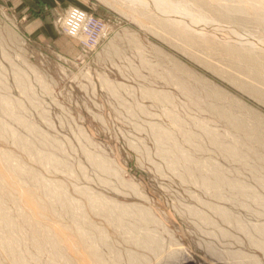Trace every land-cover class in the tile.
Returning a JSON list of instances; mask_svg holds the SVG:
<instances>
[{"label":"rangeland","instance_id":"374dc122","mask_svg":"<svg viewBox=\"0 0 264 264\" xmlns=\"http://www.w3.org/2000/svg\"><path fill=\"white\" fill-rule=\"evenodd\" d=\"M62 1L40 40L0 0V264H264V9Z\"/></svg>","mask_w":264,"mask_h":264},{"label":"crops","instance_id":"0c3cea01","mask_svg":"<svg viewBox=\"0 0 264 264\" xmlns=\"http://www.w3.org/2000/svg\"><path fill=\"white\" fill-rule=\"evenodd\" d=\"M19 15L27 14L22 22L24 32L40 40H54L58 33L54 25V12L66 8L62 0H11ZM39 12V13H38ZM111 49V45H109ZM113 51V50H109Z\"/></svg>","mask_w":264,"mask_h":264},{"label":"built area","instance_id":"2783aa9c","mask_svg":"<svg viewBox=\"0 0 264 264\" xmlns=\"http://www.w3.org/2000/svg\"><path fill=\"white\" fill-rule=\"evenodd\" d=\"M59 25L64 34L79 41L82 51L93 50L109 32L102 18L79 7H70Z\"/></svg>","mask_w":264,"mask_h":264},{"label":"bare ground","instance_id":"6f19581e","mask_svg":"<svg viewBox=\"0 0 264 264\" xmlns=\"http://www.w3.org/2000/svg\"><path fill=\"white\" fill-rule=\"evenodd\" d=\"M128 1V0H127ZM196 1V0H195ZM199 1V0H198ZM211 1H213L214 3H217V4H219L218 2L219 1H221V0H211ZM242 1V3L243 4H248V5H250L251 7H254V8H257V7H262L263 9H264V0H241ZM240 1V2H241ZM132 3V2H131ZM130 3V4H131ZM195 3V2H194ZM213 3V4H214ZM241 4V3H240ZM242 4V5H243ZM221 6H223V5H221ZM227 6V5H226ZM247 6V5H246ZM219 7H220V5H219ZM223 7H225V6H223ZM228 8L230 7H232L231 5H229V6H227ZM212 8V7H211ZM246 9H247V7H245ZM221 9H223V8H221ZM226 9V8H225ZM225 9H224V11H225ZM241 9V8H240ZM245 9V10H246ZM250 9V8H249ZM253 9V8H252ZM262 9V10H263ZM245 10H243V11H245ZM213 11V10H212ZM227 11V10H226ZM247 11V10H246ZM245 11V12H246ZM228 12V11H227ZM231 12V11H230ZM234 12V11H233ZM259 12V11H258ZM262 13L264 12V11H261ZM216 13V12H215ZM248 13V12H247ZM259 14V13H258ZM168 15V14H167ZM216 15V14H215ZM214 15V16H215ZM230 17V16H229ZM264 19V18H263ZM183 21V20H182ZM197 26V25H196ZM196 26H194L193 25V28H195ZM235 33V32H234ZM233 34V33H232ZM259 41V40H258ZM260 42V41H259ZM261 42H263L264 43V41H261ZM254 49V48H253ZM152 92V91H151ZM167 135V134H166ZM164 137V136H163ZM166 138V137H165ZM0 173H3L5 176H10V174L9 173H11V171L10 170H4L3 168H1L0 167ZM15 173V172H14ZM3 177V176H2ZM212 177V176H211ZM7 179V178H6ZM11 179H13V178H11ZM36 179V178H35ZM9 180V179H8ZM15 182V181H14ZM208 184V183H207ZM45 189H46V187H45ZM24 200V199H23ZM92 201V200H91ZM23 202V201H22ZM93 202V201H92ZM27 203V205L28 206H31V205H33V203L35 204V205H33L32 207H34V206H37V205H39V206H41V204H39V203H37L36 201H34V200H32L31 201V205L28 203V202H26ZM65 203V202H64ZM43 206V205H42ZM1 208V207H0ZM44 210H46V211H49V209L48 208H46V207H44ZM30 211V210H29ZM120 211V210H119ZM34 212V211H33ZM222 212V211H221ZM1 213V212H0ZM41 213H42V211H41ZM42 215V214H41ZM2 216H3V218H4V220L6 221V220H8L9 218H7L8 217V215L7 216H5L4 214H2ZM223 216H224V218L226 219V221H228V222H231L232 220L230 219V215L228 216L227 214H225L224 212H223ZM2 218V219H3ZM3 221V220H2ZM11 221V220H10ZM12 224V223H11ZM33 224V223H32ZM124 224V223H123ZM120 225V224H119ZM160 225V224H159ZM7 227H8V225H6ZM6 227V228H7ZM165 227V226H164ZM8 229H10L9 227H8ZM13 229V228H12ZM164 230H165V232H167L171 237H173V235H171L167 230H166V228H164ZM57 231H59V230H57ZM56 234H57V232H55ZM263 233H264V230H263ZM60 234H61V232H60ZM59 234V235H60ZM63 236L65 237V238H68V236H65V234L63 233ZM81 236V235H80ZM80 236L78 235V237L80 238ZM49 238H50V236H49ZM81 238H83V237H81ZM80 238V239H81ZM150 238V237H149ZM148 238V239H149ZM51 239V238H50ZM63 239V238H62ZM78 239V238H77ZM53 240V239H52ZM71 240V239H70ZM36 241H37V239H36ZM54 241V245H58L61 241H60V239L58 238H56V239H54L53 240ZM74 241V240H73ZM75 242V241H74ZM73 242V243H74ZM76 242H77V240H76ZM78 242H79V244H81V246H82V244L83 243H80V241L78 240ZM77 242V243H78ZM69 243V242H68ZM51 244V243H50ZM138 244V243H137ZM6 245V244H5ZM72 245H74V244H72ZM53 246V245H52ZM77 246V245H76ZM81 246H79V247H81ZM7 247H8V245H7ZM11 247H12V245H11ZM74 248H75V246H73ZM78 247V246H77ZM6 248V247H5ZM81 251H83V247H81ZM5 251V250H4ZM10 251V250H9ZM75 251H76V248H75ZM77 251H78V248H77ZM10 252H12V250L10 251ZM9 252V253H10ZM79 252V251H78ZM6 253V252H5ZM80 253V252H79ZM11 254V253H10ZM13 254V253H12ZM62 254V253H61ZM93 254H94V252H93ZM6 255H9L8 253L6 254ZM6 255H5V257H6ZM59 255H60V253H59ZM82 255V254H81ZM13 256L14 255H12V258H13ZM57 256V255H56ZM66 256V255H65ZM83 256V255H82ZM16 256H14V258H15ZM20 257V256H19ZM18 257V259H19V261H21V260H23V259H21V257L19 258ZM60 257V256H59ZM58 257V258H59ZM21 259V260H20ZM57 259V258H56ZM89 259V258H88ZM60 260H61V257H60ZM18 261V263H17V261H14L15 263H17V264H21V262H19ZM64 261V260H63ZM89 261V260H88ZM13 261H11V263H12ZM65 262H68V257H67V260L65 261ZM24 263V262H23ZM70 264V263H69ZM98 264V263H97Z\"/></svg>","mask_w":264,"mask_h":264}]
</instances>
